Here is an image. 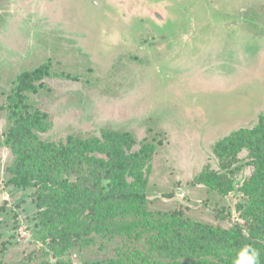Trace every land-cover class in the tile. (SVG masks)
<instances>
[{
    "label": "rangeland",
    "instance_id": "obj_1",
    "mask_svg": "<svg viewBox=\"0 0 264 264\" xmlns=\"http://www.w3.org/2000/svg\"><path fill=\"white\" fill-rule=\"evenodd\" d=\"M45 62L50 74L27 93L51 120L43 138L130 130L155 148L150 209L245 224L241 195L193 179L216 167L219 139L264 115V0H0V141L17 75ZM11 160L0 142V264L45 246L32 230L35 189L7 182ZM115 244L82 257L111 256Z\"/></svg>",
    "mask_w": 264,
    "mask_h": 264
},
{
    "label": "trees",
    "instance_id": "obj_2",
    "mask_svg": "<svg viewBox=\"0 0 264 264\" xmlns=\"http://www.w3.org/2000/svg\"><path fill=\"white\" fill-rule=\"evenodd\" d=\"M49 62L19 73L7 96V125L1 145L9 149L7 182L34 188L33 233L45 245L14 264H234L252 245L264 264V115L213 145L216 167L206 165L194 182L242 196L244 225L228 226L188 217L185 209H150L153 143L130 130L103 128L98 134L42 137L49 115L30 107L27 93L43 86ZM245 152V153H244ZM249 169L238 179V173ZM222 217V216H221ZM98 242L111 256L84 259ZM76 251L73 262L65 254ZM51 257L54 259L52 260Z\"/></svg>",
    "mask_w": 264,
    "mask_h": 264
},
{
    "label": "clouds",
    "instance_id": "obj_3",
    "mask_svg": "<svg viewBox=\"0 0 264 264\" xmlns=\"http://www.w3.org/2000/svg\"><path fill=\"white\" fill-rule=\"evenodd\" d=\"M234 264H259V251L252 245H245L239 251Z\"/></svg>",
    "mask_w": 264,
    "mask_h": 264
},
{
    "label": "built area",
    "instance_id": "obj_4",
    "mask_svg": "<svg viewBox=\"0 0 264 264\" xmlns=\"http://www.w3.org/2000/svg\"><path fill=\"white\" fill-rule=\"evenodd\" d=\"M180 196H182V197H183V194L181 193V194H180Z\"/></svg>",
    "mask_w": 264,
    "mask_h": 264
}]
</instances>
